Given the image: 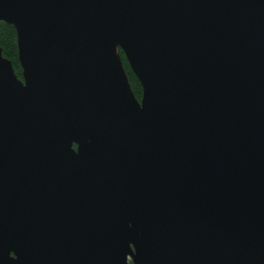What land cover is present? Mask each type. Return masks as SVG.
<instances>
[{
    "label": "water",
    "instance_id": "1",
    "mask_svg": "<svg viewBox=\"0 0 264 264\" xmlns=\"http://www.w3.org/2000/svg\"><path fill=\"white\" fill-rule=\"evenodd\" d=\"M0 20L21 67L0 46V264H264V0Z\"/></svg>",
    "mask_w": 264,
    "mask_h": 264
},
{
    "label": "trees",
    "instance_id": "2",
    "mask_svg": "<svg viewBox=\"0 0 264 264\" xmlns=\"http://www.w3.org/2000/svg\"><path fill=\"white\" fill-rule=\"evenodd\" d=\"M0 46L2 49V55L11 61L14 72L21 79V67L17 58V46H16V34L15 29L12 25L0 20ZM121 59L123 62L124 69L126 71L128 81L130 83L131 89L136 96L140 98L141 96V86L138 79L131 71L124 54L119 49Z\"/></svg>",
    "mask_w": 264,
    "mask_h": 264
}]
</instances>
